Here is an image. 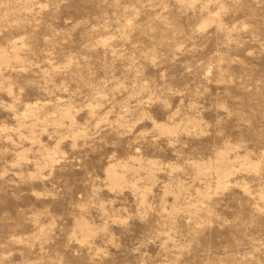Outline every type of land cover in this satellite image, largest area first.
<instances>
[{"label": "rangeland", "instance_id": "1", "mask_svg": "<svg viewBox=\"0 0 264 264\" xmlns=\"http://www.w3.org/2000/svg\"><path fill=\"white\" fill-rule=\"evenodd\" d=\"M0 264H264V0H0Z\"/></svg>", "mask_w": 264, "mask_h": 264}]
</instances>
